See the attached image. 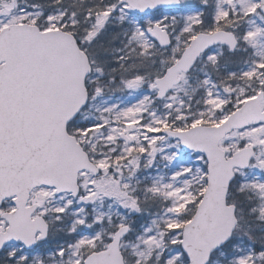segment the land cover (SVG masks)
<instances>
[{"label":"snow or ice","instance_id":"1","mask_svg":"<svg viewBox=\"0 0 264 264\" xmlns=\"http://www.w3.org/2000/svg\"><path fill=\"white\" fill-rule=\"evenodd\" d=\"M0 264H264V0H0Z\"/></svg>","mask_w":264,"mask_h":264}]
</instances>
